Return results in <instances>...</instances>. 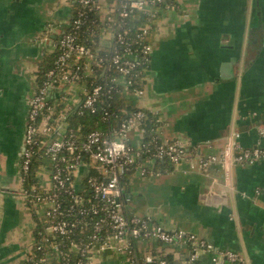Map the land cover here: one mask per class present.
Here are the masks:
<instances>
[{
	"label": "crops",
	"instance_id": "crops-1",
	"mask_svg": "<svg viewBox=\"0 0 264 264\" xmlns=\"http://www.w3.org/2000/svg\"><path fill=\"white\" fill-rule=\"evenodd\" d=\"M112 1L101 0L106 8ZM167 1L149 36L144 93L131 105L155 113L160 136L182 141L188 152L175 165L146 163L154 176L132 172L124 211L211 243L197 264H225L213 258L226 251L243 264H264V161L207 167L198 161L221 158L232 131L244 148L264 146V0ZM73 11L72 0H0V264H23L28 254L35 218L15 195L28 101ZM134 131L137 144L142 134ZM148 254L180 262L190 250L139 239L130 251L96 246L90 264L140 263Z\"/></svg>",
	"mask_w": 264,
	"mask_h": 264
},
{
	"label": "built area",
	"instance_id": "built-area-1",
	"mask_svg": "<svg viewBox=\"0 0 264 264\" xmlns=\"http://www.w3.org/2000/svg\"><path fill=\"white\" fill-rule=\"evenodd\" d=\"M72 2L75 12L55 41L54 59L40 74L28 101L22 182L29 177L33 161L38 160L50 170V185L23 187L18 194L32 205L44 206L46 232L41 241H54L50 249L38 246L43 251L40 256L34 255L32 245L27 264H90L96 246L119 244L130 251L139 239L185 244L190 254L179 264H197L200 251H212L211 243L181 229L168 231L149 215H127L124 211L128 194L123 181L128 173L137 170L154 176L158 172L146 163L166 160L175 165L188 152L182 141L162 137L153 139L151 147L143 141L146 110L139 107L127 114L125 108L115 107L119 93H144L140 84L145 82L152 59L149 36L159 10L171 4L162 7L164 0H113L106 8L101 0ZM136 18L139 23H134ZM107 34L111 43L103 45ZM88 112L104 122L127 115L109 131L82 133L70 117ZM137 129L142 138L134 144L129 133ZM259 133L264 136V124ZM239 137V132L232 131L223 156H198L199 164L264 161V146L244 148ZM73 255L77 258L72 260ZM213 261L243 264L233 251L221 252ZM155 263L167 264V260L156 254L143 260V264Z\"/></svg>",
	"mask_w": 264,
	"mask_h": 264
},
{
	"label": "trees",
	"instance_id": "trees-1",
	"mask_svg": "<svg viewBox=\"0 0 264 264\" xmlns=\"http://www.w3.org/2000/svg\"><path fill=\"white\" fill-rule=\"evenodd\" d=\"M170 3L171 2H168L167 0H164V4H162V7H165L167 4H170ZM74 12H75V8H74L73 14H74ZM139 22H138V18H136L135 21H134V23H139ZM54 56H55V54H54ZM51 63H50V65H51ZM50 65H44L43 68L40 70L39 77H38V84H39V81H40V74H42L43 70L48 68ZM144 85H145V82L143 81L140 84V87L144 88ZM124 95L125 94H123V93H119L116 96L115 107H118V108L123 107V108H125L128 111L127 114L132 113L135 110H137V108H139L138 106L128 105L127 99L124 97ZM127 114H122L121 118L112 119L111 122H104V121H102L100 119V117L98 115L91 114V113L88 112L84 116H78L76 114L72 115L70 117V122L76 128L81 127L82 133L89 132L91 130L109 131V128H111V126H116L120 122L121 119L126 117ZM159 124L160 123H159V120H158V116L155 113L146 110V115H145V117L143 119V127H144V130H145L143 141L145 143H147V144H151L150 145L151 147H152V144L154 143L153 139L159 138V137L161 138V136L159 134V130H158ZM161 162L169 163L166 160L161 161ZM36 165H39V161L38 160L33 161L30 175L27 178L26 182L24 183L26 187L31 185L32 183H35V178H34V174L33 173L35 171ZM131 173L132 172L127 174V176L125 177V179L123 181L124 183L127 184V179H128V177H129V175ZM27 188L30 189V187H27ZM43 220H44V218H43ZM45 232H46V226H45L44 222L43 221L41 223L39 222V225H38V227L35 230L36 241L33 244L34 245L33 246V253H34L35 256H40L43 253V251H39L38 250V246L40 244L43 245L45 250L46 249H50V246H52V244H53L52 242L54 240H51V239H50V242H48V243H42L41 238L43 236V233H45ZM51 249H52V247H51ZM159 256L161 258L167 260V264H179V261H177L176 259L172 258L171 256H167V255H159ZM76 258H77V256L73 255L72 260L76 259ZM23 264H27V261L25 260V262ZM136 264H143V262H140V263L137 262ZM155 264H157V263H155Z\"/></svg>",
	"mask_w": 264,
	"mask_h": 264
},
{
	"label": "rangeland",
	"instance_id": "rangeland-1",
	"mask_svg": "<svg viewBox=\"0 0 264 264\" xmlns=\"http://www.w3.org/2000/svg\"><path fill=\"white\" fill-rule=\"evenodd\" d=\"M75 97H77V96L75 95ZM124 97L127 99L128 105H131V103H133L132 101L140 99L139 95H137L135 93H125ZM68 103H69V101L67 102V104ZM133 106H137V105H133ZM134 132H135L134 130L130 131L129 138L134 144H136L137 139L135 138ZM18 167H19V175L17 177V183H18V186L16 188L17 191H19L23 187H26L25 184L22 182V176H21L22 165H21V162L19 163ZM33 174H34V178H35V183H32L31 185H29L27 187H37V186L47 187L50 185V177H49L50 170L47 167H44L43 165H36L35 171ZM15 195L23 201L25 207L27 208V210L29 211L31 216H33L35 218L32 240L28 244V247L30 248L36 241L35 230L38 227L39 222L41 223L43 221L45 208L43 205H32V204H30L29 200L27 198L19 195L18 192L15 193Z\"/></svg>",
	"mask_w": 264,
	"mask_h": 264
},
{
	"label": "flooded vegetation",
	"instance_id": "flooded-vegetation-1",
	"mask_svg": "<svg viewBox=\"0 0 264 264\" xmlns=\"http://www.w3.org/2000/svg\"><path fill=\"white\" fill-rule=\"evenodd\" d=\"M28 112H29V108H28ZM27 120H28V113H27V116H26V123H25V129H26V125H27ZM25 137V130H24V135ZM24 137H23V147H24Z\"/></svg>",
	"mask_w": 264,
	"mask_h": 264
}]
</instances>
